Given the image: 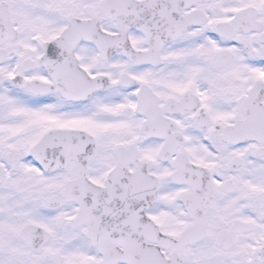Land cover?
Returning <instances> with one entry per match:
<instances>
[{"label": "snow or ice", "instance_id": "6c2138e0", "mask_svg": "<svg viewBox=\"0 0 264 264\" xmlns=\"http://www.w3.org/2000/svg\"><path fill=\"white\" fill-rule=\"evenodd\" d=\"M0 264H264V0H0Z\"/></svg>", "mask_w": 264, "mask_h": 264}]
</instances>
